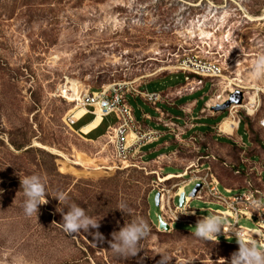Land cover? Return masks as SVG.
<instances>
[{
    "label": "rangeland",
    "instance_id": "rangeland-1",
    "mask_svg": "<svg viewBox=\"0 0 264 264\" xmlns=\"http://www.w3.org/2000/svg\"><path fill=\"white\" fill-rule=\"evenodd\" d=\"M261 53L264 0H0V264H158L160 252L172 257L168 264H230L239 248L237 240L200 239L193 235L194 227L182 223L169 230L160 227L153 187L157 175L150 172L157 171L160 177L161 173L175 174L198 154L208 153L218 158L211 164L224 186H244L242 178L222 163H233L231 155L238 151L233 140L251 149L249 132L264 143V130L258 125L264 116V79L250 75ZM191 55L219 60L224 77L215 81L219 85L214 90L205 80L201 89L177 98L175 107L162 106L178 116L177 107L189 103L198 118L183 136L186 144L169 141L171 146L159 148L173 139L167 135L145 147L146 160H154L146 170L115 167L104 136L107 127L116 123L114 115L98 129L99 114L94 119L87 115L74 126L67 122L71 113L74 121L85 113L58 98L71 83L77 91L78 86L80 91H96L129 81L151 92H170L187 78L176 69L178 59ZM230 83L240 85L236 91L250 97L251 103L256 96L253 117L246 115L242 104H233L241 118L233 139L217 135L215 129L230 116L231 106L225 111L206 106L216 103L219 94L227 97L229 92L223 90L233 88ZM127 100L138 120L141 110L157 117L142 99L128 96ZM147 124L166 130L155 122ZM234 125L228 118L222 130L230 131ZM192 135L197 140L187 142ZM189 143L201 144V151H181L156 160ZM255 146L252 154H258ZM258 164L263 170L254 172V183L264 189V161ZM32 173L45 178L49 194L38 213L29 217L23 211L19 174ZM194 187H187L186 194ZM60 191L66 193L67 201L56 198ZM121 202L128 205L124 211L118 208ZM70 203L100 219L99 228L65 233L57 209L64 207L66 212ZM209 207L218 206L196 199L190 204L196 210ZM135 217L149 222L150 235L135 256L120 258L110 250L111 233ZM241 224L253 227L246 220ZM97 231L103 241L93 236Z\"/></svg>",
    "mask_w": 264,
    "mask_h": 264
},
{
    "label": "built area",
    "instance_id": "built-area-1",
    "mask_svg": "<svg viewBox=\"0 0 264 264\" xmlns=\"http://www.w3.org/2000/svg\"><path fill=\"white\" fill-rule=\"evenodd\" d=\"M176 69L186 75L187 78L184 84L170 92H151L147 89H142L143 85H134V82L129 81L116 82L103 86L96 91L87 90L79 93L74 92L71 86H66L60 91L59 95L67 102L75 104V110L77 108L85 109V113L76 121L73 120L74 113L68 115L67 122L74 126L87 115H92L94 119L99 114L102 121L97 127L98 129L109 116L114 115L116 123L107 127L104 136L107 137L108 146L111 148V158L117 165L115 167L146 170L147 164L154 160H146L148 154L144 152L145 147L160 142L167 135L172 136V140L177 144H186L183 136L194 128L193 121L198 118L193 116L190 108H183L184 117H181L172 115L162 106L175 107L176 98L201 89L205 85V80L211 82L212 90H214L219 85L215 81L223 78L225 71L219 60L201 55L180 57L177 61ZM230 84L233 88L223 90V93L229 92L227 97H222L223 94H219L215 97L216 103L212 105L206 103V106L214 109L215 106L225 103L229 99L230 94L242 88L235 83ZM128 96H132L134 99H142L157 112V117H152L141 110V119L138 120L134 109L127 100ZM71 99L72 101H70ZM246 99L248 100L247 102ZM249 103L250 97L246 98L243 95L242 105H240L248 117H253L255 115L256 96L254 104L250 105ZM230 106V116L228 118L237 121V126L233 129L232 135L239 129L241 118L238 116V110L233 109L236 106H233V104ZM205 110V108L202 109L200 113L204 114ZM147 121L155 122L157 126H162L166 130L150 127ZM178 121H182V124ZM222 122L223 120L215 127L217 135L231 136L221 131ZM258 125L264 130V116L258 119ZM172 140L163 142V147H169V141ZM187 140V142H195L197 136H189ZM207 146L209 147L210 145ZM236 146L246 158V161H241L237 157L236 163L233 162L232 165H229L226 161L222 164L225 167H230L235 175L245 174L244 186L241 189L226 187L221 183L211 164L212 160L218 161V158L208 153L198 154L197 157L188 161L181 172L175 173L176 176H181L174 178L178 182L170 186L167 184L168 181H163L169 173H161L162 178H160V174L155 171L157 180L153 187L155 192L159 194L161 220L170 229L173 228L175 223L195 227L197 221L206 216L202 212L209 211L211 214L221 215L225 221L224 228L217 236L211 237V240L218 241L222 239L225 242L237 240L234 232H239L246 242L255 240L259 246L264 247V208L256 210L249 207L250 202L253 200L264 202V189L254 183L255 175H253L257 168L260 170H263V168L261 165L259 166V164L251 161L247 145L240 143V145ZM201 147L199 145H179V148L173 151L172 154H160L156 160L162 157L167 158L168 155H178L181 151L193 154L198 153L201 151ZM191 185H195V187L201 185L195 197L191 196L193 190L189 195L186 194V188ZM222 186L224 192L221 189ZM182 195H184V202L181 205L180 198ZM177 199H179V203H177ZM193 199L209 205H217L218 207L216 209L212 207L200 210L192 209L190 204ZM242 220L251 222L253 227L244 226L241 224Z\"/></svg>",
    "mask_w": 264,
    "mask_h": 264
},
{
    "label": "clouds",
    "instance_id": "clouds-1",
    "mask_svg": "<svg viewBox=\"0 0 264 264\" xmlns=\"http://www.w3.org/2000/svg\"><path fill=\"white\" fill-rule=\"evenodd\" d=\"M250 75L257 79H264V53L257 55ZM21 189L25 197L23 201V211L25 215L32 216L38 213L39 205L45 203L47 190V181L43 176L37 173L28 175H20ZM56 198L62 202L67 201L68 196L65 192L57 193ZM128 205L121 202L119 209L124 211ZM249 207L256 210L264 208V202L253 200ZM64 207H60L57 211L62 213V226L65 233L71 235L80 232V230L88 231L90 228L98 229L99 221L95 216L89 215L85 208L76 203H70ZM224 217L218 214H209L199 219L194 227L193 235L200 239H210L217 236L224 228ZM151 232V225L143 217H135L130 222H126L118 231L111 233L112 240L110 250L120 258H128L135 256L142 248V241L145 240ZM239 244L238 251L232 253L230 264H264V247L259 246L255 240L246 242L239 232H234ZM96 239L104 240V236L99 231L93 233ZM161 259L158 264H168L171 256L167 252H160Z\"/></svg>",
    "mask_w": 264,
    "mask_h": 264
},
{
    "label": "crops",
    "instance_id": "crops-1",
    "mask_svg": "<svg viewBox=\"0 0 264 264\" xmlns=\"http://www.w3.org/2000/svg\"><path fill=\"white\" fill-rule=\"evenodd\" d=\"M176 100H177V98L175 99V102H176ZM175 102H174V104H175ZM180 111H181V114H179L178 116H181V117H184V113H183V111H182V109L183 108H190L191 110H192V114H193V116L194 117H196L195 116V114H194V107H193V105L191 104H185V105H181V106H179V107H177ZM175 116H177V115H175ZM193 124H194V122H193ZM80 129H81V127H80ZM238 131V130H237ZM237 131H235L231 136H228L227 138H229V139H233V136L235 135V133L237 132ZM209 134V133H208ZM208 134H206V136L208 135ZM238 139V138H237ZM249 140H250V143H249V145L251 146L250 148L251 149H253L254 148V146H255V148H256V153H258V154H253V156H251V157H258L259 158V162L261 161V160H263L264 161V152H263V150L259 147V145H261V143L260 142H255L254 141V139L252 138V134L251 133H249ZM172 141H174V140H172ZM171 141V145H173V144H176V142L175 143H173ZM241 141V140H240ZM233 142H234V148L236 149V150H238L239 151V149H238V147L236 146V145H240L238 142H236L235 140H233ZM241 143H244V142H242L241 141ZM216 145H221V144H219V143H215ZM246 143H244V145H245ZM163 145L164 144H161L160 146H159V148H162L163 147ZM170 145V144H169ZM170 145V146H171ZM188 145H201V144H199V143H189ZM223 145H227V144H223ZM229 149H230V147H228ZM233 156H235V158L233 157ZM231 159L233 160V162H235L236 163V161H237V155H236V153L234 154V155H231ZM258 161H253L255 164L257 163L258 164Z\"/></svg>",
    "mask_w": 264,
    "mask_h": 264
},
{
    "label": "water",
    "instance_id": "water-1",
    "mask_svg": "<svg viewBox=\"0 0 264 264\" xmlns=\"http://www.w3.org/2000/svg\"><path fill=\"white\" fill-rule=\"evenodd\" d=\"M242 98H243L242 93L240 91H236V92L230 94L229 99L225 103L215 106L214 109L216 111H219V110L225 111L232 104L240 105L242 103ZM200 187H201V185H197L193 189V191L191 193L192 197L196 196V194H197L198 190L200 189ZM183 202H184V195H182L181 198H180V204L182 205ZM155 203H156L157 206H159V194H157L156 197H155ZM159 221H160V227L161 228H163L165 230H169V226L167 224H165L161 219Z\"/></svg>",
    "mask_w": 264,
    "mask_h": 264
},
{
    "label": "bare ground",
    "instance_id": "bare-ground-1",
    "mask_svg": "<svg viewBox=\"0 0 264 264\" xmlns=\"http://www.w3.org/2000/svg\"><path fill=\"white\" fill-rule=\"evenodd\" d=\"M162 70H164V69H161V70H159L158 72H160V71H162ZM158 72H156V73H158ZM153 75H155V74H153ZM77 83V82H76ZM238 85V84H237ZM75 87H74V84L73 83H71V89L74 91V92H80V86H78V88H79V91H77L76 89H74ZM58 98H62L63 99V97L61 96V95H58ZM64 100V99H63ZM70 101H72V99L70 100ZM250 105H253L254 103H249ZM82 109V108H81ZM83 110L85 111V109L83 108ZM228 119V118H227ZM232 119V118H231ZM226 119H224L223 120V122L225 121ZM232 121L234 122V126L231 128V130L230 131H224V130H222V125H223V122H222V124H221V127H220V129H221V131L222 132H224L225 134H230L231 135V133L233 132V129L234 128H236V126H237V121L236 120H234V119H232ZM236 155H237V157L241 160V161H246V158L242 155V153H240V152H236ZM162 158H164V157H162ZM161 159V158H160ZM82 162V161H81ZM155 162H157V161H155ZM152 174H156V172L155 171H153L152 172ZM178 177H181V176H176L175 174H173V173H169L168 175H166L165 176V178H164V180L163 181H169V180H171V179H174V178H178ZM160 178H162V177H160Z\"/></svg>",
    "mask_w": 264,
    "mask_h": 264
},
{
    "label": "trees",
    "instance_id": "trees-1",
    "mask_svg": "<svg viewBox=\"0 0 264 264\" xmlns=\"http://www.w3.org/2000/svg\"><path fill=\"white\" fill-rule=\"evenodd\" d=\"M244 120H245V119H244ZM249 133H250V132H249ZM251 134H252V133H251ZM253 139H254L255 142H260V143H261V145H259V147L264 151V143L261 142V141H257V137H256V138L254 137ZM251 150H252V149H250V150L248 151V154H249L250 157L253 156V154L251 153ZM227 168H230V167H227ZM231 171H232L233 175H235L232 169H231ZM235 176H236V177H239V178H242L241 180H242L243 183H244V177H245V174H244V173L241 174L240 176H239V175H235ZM220 181H221V180H220ZM221 183H222V181H221Z\"/></svg>",
    "mask_w": 264,
    "mask_h": 264
}]
</instances>
